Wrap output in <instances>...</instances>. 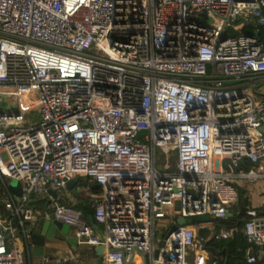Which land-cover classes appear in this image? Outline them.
<instances>
[{
	"label": "built area",
	"instance_id": "2783aa9c",
	"mask_svg": "<svg viewBox=\"0 0 264 264\" xmlns=\"http://www.w3.org/2000/svg\"><path fill=\"white\" fill-rule=\"evenodd\" d=\"M229 28L240 34L223 38ZM261 32L264 0H0V264H28V225L52 214L79 246H103V264L135 254L221 264L187 259L202 225L169 234L173 221L156 244L157 226L170 216L226 220L242 184H264ZM20 102L36 105L35 120ZM158 150L176 156L175 170L159 166ZM66 178L99 185L87 189L103 239L49 193L59 196ZM247 214L248 243L264 247V218ZM245 264L264 261L247 254Z\"/></svg>",
	"mask_w": 264,
	"mask_h": 264
},
{
	"label": "crops",
	"instance_id": "0c3cea01",
	"mask_svg": "<svg viewBox=\"0 0 264 264\" xmlns=\"http://www.w3.org/2000/svg\"><path fill=\"white\" fill-rule=\"evenodd\" d=\"M84 178H78L77 183L72 184L70 186V190H67L66 187L63 188L62 192L58 196L57 202L63 203L69 206L74 207L79 210L83 214V218L87 223L90 224V219L93 218V209L90 204V196L87 186H84V183H81V180ZM86 183V182H85ZM92 189V188H91ZM98 192L99 190H94ZM245 192V196L251 202L250 208L256 209L261 218H264V184L259 183L257 185H248L242 184L241 189ZM44 199V198H43ZM52 203V202H51ZM53 205L55 203H52ZM234 207V206H233ZM232 207V208H233ZM232 208H230V216H233ZM172 215V214H171ZM213 219V218H212ZM179 218L170 216L167 220L160 222L163 228L167 227L173 222H178ZM46 221L30 223L28 225V229L31 236V246H30V257L27 258L28 264H43L46 259H51L53 262L56 260H67L69 257H76L77 259L84 260V257H87L88 262H82L83 264H92L94 260L97 259L96 255L93 256L91 253H87L86 255H80V246L77 245L76 248H70L66 243L65 239H61L58 233H56L54 238H51L52 232L48 228L45 227ZM99 226V225H98ZM207 226L212 231H216L217 236H220L222 232L226 231L224 227L217 228L213 224H202V227ZM100 227V226H99ZM235 229V228H234ZM236 232V230H235ZM234 232V233H235ZM157 233V232H156ZM74 234V233H73ZM75 235V234H74ZM104 237V234H103ZM207 239H202L201 237H197V241L192 248H189L187 251V259L192 262L195 260V257L198 255H205L209 259H218L220 262H225L227 264L228 261V252L226 251L225 246L223 245V239L217 238L219 240L217 244L210 245L206 247L205 244L214 240L212 234L209 236L206 235ZM36 240L42 242L43 244H37ZM156 244L165 240L158 237L155 239ZM247 254H254L258 256L261 261H264V247H254L250 246L246 252ZM144 255L135 254L132 256L131 260L127 262V264H145ZM36 259V261L33 260ZM76 260V259H75ZM150 264V263H149Z\"/></svg>",
	"mask_w": 264,
	"mask_h": 264
},
{
	"label": "water",
	"instance_id": "95a60500",
	"mask_svg": "<svg viewBox=\"0 0 264 264\" xmlns=\"http://www.w3.org/2000/svg\"><path fill=\"white\" fill-rule=\"evenodd\" d=\"M199 20H201V19H199ZM208 24L209 23H207V25ZM246 25L248 26V23ZM239 34L240 33L238 31H235L234 29L229 28L227 30L226 36H224L223 38H226L227 36H238ZM210 71H211V65L208 64L207 65V73H210ZM229 83H233V82L231 81ZM2 106L8 107L9 104L7 101H4L2 103ZM9 114L19 115L18 108L12 107L11 112ZM77 179L78 178H73V179L66 178V179H64L66 189L70 190V186L72 184L77 183ZM84 186H89L90 188H92L94 190H99V185H97V184L84 183ZM9 189L12 192V194H14L18 197L22 196V187H21V183L19 181H16V180L10 181ZM49 193L53 196L54 199L58 198V193H56L54 191H50ZM54 208H55L54 206L47 207V209L49 211H53ZM90 225L95 230V232L100 236V238L103 239L104 237L102 234V230L98 225L95 224L93 218L90 219ZM190 225H192V222H190L189 220H186L185 218H180L178 220V224L172 227V229L169 231V234H171L173 232H177L181 227H186V226H190ZM45 227L48 228L50 230V232H52L51 238H54L56 233H58V235L60 236L61 239H65L66 243L69 245L70 248H72V249L76 248V246L78 245V239L73 234L71 227L67 224H64V223L56 220L54 214L51 215L50 220L46 221ZM197 234L202 239H207L206 235L209 236L210 234H212L213 238H216V235H217L216 231H212L207 226L200 227L197 231ZM105 251H106V249L103 246L95 247V255H96L97 259L94 260L92 264H103V261H104L103 258H104ZM143 258H144L145 264H149L148 256L144 255ZM68 264H74V263L70 262Z\"/></svg>",
	"mask_w": 264,
	"mask_h": 264
},
{
	"label": "trees",
	"instance_id": "16d2710c",
	"mask_svg": "<svg viewBox=\"0 0 264 264\" xmlns=\"http://www.w3.org/2000/svg\"><path fill=\"white\" fill-rule=\"evenodd\" d=\"M264 33L261 32V36ZM251 202L248 197L245 196V192L240 190V200L239 202L232 208L233 216L229 217L226 220H216L211 219L208 216H198L192 218V225H202V224H213L217 228L224 227L226 230H230L231 228H236V232L233 233L229 238L223 239L222 243L228 252V261L227 264H245V252L251 246L244 233L243 228L248 220H250V216H248L247 211L250 209ZM219 240L214 238V240L207 242L205 244L206 247L210 245L217 244ZM37 244H43L36 240ZM257 247V246H256ZM93 256H95V249L90 251ZM90 252H80L79 254L86 255ZM221 264H225V262H220Z\"/></svg>",
	"mask_w": 264,
	"mask_h": 264
},
{
	"label": "rangeland",
	"instance_id": "374dc122",
	"mask_svg": "<svg viewBox=\"0 0 264 264\" xmlns=\"http://www.w3.org/2000/svg\"><path fill=\"white\" fill-rule=\"evenodd\" d=\"M256 23H257L256 21H253L252 26L251 27H248L246 29V32L252 34L254 32V28L256 26ZM8 93H11L14 98L18 97V95H17V93L15 91H8ZM20 103H21L22 110H24V109L26 110L25 103H22V102H20ZM37 103H38V100H37ZM26 107H30V108H28V110H29V113L28 114L29 115L27 117L25 116V119L27 121L28 120H35V115H36V110H37L36 105H30V106H26ZM157 160H158L159 166L162 163V165L168 166L170 170H175L176 160H177L175 155H171L167 159V156L165 154L161 153L160 150H158ZM85 182L88 183L86 179H82L81 180V183H85ZM38 206L40 208H43L42 206H44V202L38 203ZM208 217L212 219V217H210V216H208ZM188 220L190 222L193 221L192 218H190ZM161 225H162L161 223H158V226H157V233H156V235H157L158 239L159 238L164 239V237L167 234L166 227L163 228ZM99 226H100V228L102 230V234H104V229H105L104 226L103 225H99ZM93 249H95V248L90 247V246H86V245L80 246V252H90V251H93ZM69 259L75 263V261H76L75 259H77V258L74 256V257H69ZM86 259L89 260L87 257H84V260L82 259V261H81L79 259V261H81V262H88ZM33 260L36 261L35 258H33Z\"/></svg>",
	"mask_w": 264,
	"mask_h": 264
},
{
	"label": "bare ground",
	"instance_id": "6f19581e",
	"mask_svg": "<svg viewBox=\"0 0 264 264\" xmlns=\"http://www.w3.org/2000/svg\"><path fill=\"white\" fill-rule=\"evenodd\" d=\"M31 105V104H30Z\"/></svg>",
	"mask_w": 264,
	"mask_h": 264
}]
</instances>
